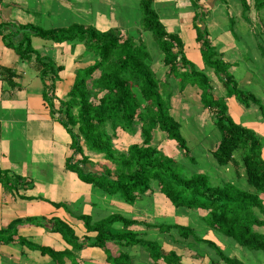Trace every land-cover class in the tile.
Here are the masks:
<instances>
[{
    "label": "trees",
    "instance_id": "1",
    "mask_svg": "<svg viewBox=\"0 0 264 264\" xmlns=\"http://www.w3.org/2000/svg\"><path fill=\"white\" fill-rule=\"evenodd\" d=\"M154 1L139 2L142 14L139 19L140 34L149 32L152 35L162 56L161 61L167 68L162 79L152 68L155 58L148 45L123 34L117 27L101 30L93 25L72 23L67 27L44 28L33 23L8 20L0 22V35L4 44L13 48L21 59L35 64L42 82V97L50 115L60 122L71 139L70 148L73 153L66 158V168L76 172L80 180L128 204H133L139 195L145 194L151 182L156 180L160 191L175 207L206 209L208 213L204 221L209 226L232 237L241 246L264 250V234L252 229L255 224L264 225V219H260L254 212V209H258L264 215L260 197V193H264L261 141L254 131L235 122L229 115L225 98L214 94L206 68L212 69L222 82L227 96H234L246 107L250 103L256 104L263 119L264 104L254 93L241 89L229 72L230 63L223 60L211 42L210 32L205 25L209 12L204 11L200 0L189 2L196 10L193 22L195 40L199 44L204 66L201 69L188 58L179 34L166 29L153 6ZM240 2L243 13L252 9L257 19H260V13L264 15V0ZM33 36L55 43H72V40L77 39L91 54L92 63L76 70L67 93L57 98L58 105L55 103V82L63 66L41 55L32 45ZM259 47L264 54V46ZM0 73H7L8 82L16 86L10 70L0 66ZM188 84L198 87L201 104L212 112L213 122L221 133L212 152L213 157L219 165L224 166L234 162V152L240 150L245 180L250 190L233 182L213 184L207 174L188 171L181 159L167 155L160 144H154L153 130L159 128L165 133L166 139L176 142L185 158L189 157L190 151L181 133L180 123L170 113L174 87L178 86L179 91H183ZM136 125H139L141 141L129 144L125 151H119L114 146V138L120 131L135 133ZM85 150L101 155V159L110 165L101 164V170L96 171L87 169L89 164H93ZM76 154L81 155V158L75 160ZM0 183L15 192L29 186L21 175L9 174V171L3 169H0ZM76 218L83 222L88 232H95V235H85L80 240L73 227L59 217L29 216L15 218L0 229V242H12L13 236L17 234V225L28 222L60 233L64 241L76 250L87 246L102 248L108 264H130L131 261L126 252L120 251L113 255L106 247L109 241L123 246L141 245L154 261L180 264L181 257L174 251H164L157 241L139 237L130 228L138 223L135 219L117 212L96 221L84 213L76 215ZM117 222L122 224V228L114 227ZM158 227L176 228L182 237L195 238L189 226L166 224ZM17 240L21 245L49 255L59 264H63L65 258H73L71 250L67 248L55 250L23 236H18ZM200 241L212 247L225 264H243L225 255L214 242L206 239Z\"/></svg>",
    "mask_w": 264,
    "mask_h": 264
},
{
    "label": "crops",
    "instance_id": "2",
    "mask_svg": "<svg viewBox=\"0 0 264 264\" xmlns=\"http://www.w3.org/2000/svg\"><path fill=\"white\" fill-rule=\"evenodd\" d=\"M11 1L4 0V3H11ZM222 1L224 5L221 4ZM226 1L200 0L204 11L209 12L207 18L211 17L213 9L220 10L223 13H220L216 20L214 18V20L206 19L205 21V25L210 32L211 42L221 53L223 60L230 63L229 72L233 75L238 86L243 90L254 93L260 100L263 98L264 101V84L257 80L256 68L253 73L254 77L251 76L249 71V67L259 64L261 65L260 69L264 72V63L261 64L258 61L261 60V57L264 58V54L260 53L259 47L264 46L260 44V40L264 41L262 39L264 38V24H251V19L247 15L248 11L243 13L240 0ZM80 2H77V4L82 10L79 14V20L82 24L93 25L101 30L117 27L124 32L122 29H129L128 26H125L127 23L135 24L137 21L134 22L115 12V6L123 5L125 0L124 2L123 0H88L89 11L87 12ZM107 3L109 4L107 5ZM73 4L74 0L71 3H66L70 12ZM153 6L158 11L166 29L179 34L188 58L192 62H196L200 69L203 68L198 49L199 44L195 40L196 31L193 16L196 10L191 6L189 0H155ZM222 6L230 8L232 17H230L228 10L226 12L221 11ZM13 13H16V8L8 6L2 8L0 5V22L8 21ZM162 14H164V17ZM245 14L247 17H245ZM234 15H236L237 20L231 23ZM218 19H221V21H218ZM241 19L245 20L246 24ZM227 23H231L240 35V38L236 41L235 38L231 37L232 27H227ZM212 24L216 25L213 29ZM53 27L58 26H50L49 28ZM244 28L253 30V36L250 37L251 33H241L240 30ZM131 30L139 31L140 29ZM34 37H32V43H34ZM241 42L245 44H241ZM37 48L40 49L41 55L46 57L50 55L56 65L63 66V69L59 71V79L55 82V103L58 105L57 98H62L67 93L73 83L76 70L92 63L91 54L86 51L84 44L81 42H53L49 47L41 44ZM243 49L253 51L254 58L258 60H255L253 64L249 62L248 53H241ZM156 55H158V58H156L157 66L165 67L161 61V54L158 52ZM243 55L248 56L247 59H244ZM237 60H239V66H237ZM0 66L12 72V81L16 85L12 86L8 82L7 73H0V169L9 171V174L21 175L29 183L26 189H20L18 192L7 189L0 183V229L5 228L11 220L19 217H59L68 222L79 239L82 240L85 235L93 237L95 232H88L83 222L76 218V215L81 211L79 208L90 211L85 214L91 215L92 219L96 221L101 218L96 219L93 213H97L96 209L103 206L105 209H109L111 213L117 212L137 220L138 223L131 225L130 228L145 240L157 241L164 251H174L181 257L180 264H225L219 259L217 253L210 251L208 247H205L202 251L198 249L200 244L195 241L197 233L194 230L195 228L188 224L192 223L198 233H203L204 236L201 239L213 241L207 235L218 236L216 228L209 226L204 221L208 210L175 207L160 191L158 185L150 187L151 190L139 195L133 204H128L117 196L107 195L91 184L83 182L76 172L67 169L65 165L66 158L73 153L70 148L71 139L60 122L51 117L46 101L42 97V82L41 86L34 87L33 79L28 76L29 69L34 70L38 75L37 68L33 62L23 61L13 48L6 46L1 35ZM152 68L156 72L155 64H152ZM211 71L212 69H210ZM213 76L218 80L214 73ZM213 88L216 96H221L222 93L226 92L222 82L217 83L218 90L215 89V86ZM219 90H221L220 94H217ZM197 91L199 95L198 88ZM231 98L236 100L234 96H226L225 101L228 113L235 122L241 116H243V119L256 117L258 121L264 122L256 104V107L253 108L254 113L252 112L250 115L249 106L244 107V105L232 101ZM204 110L208 112L207 108H204ZM253 123L254 119L250 125L253 126ZM129 134L120 131L117 138H127L129 140L131 137L132 141L129 140L128 144L139 142V129L136 130L133 137ZM154 136L155 130L153 131ZM261 151L264 158V144ZM85 153L88 154L93 164L92 166L89 164L87 169L96 171L100 170L99 163L109 164L108 161L101 159L98 156L99 154L87 150H85ZM74 158L78 160L81 155L76 154ZM239 174L235 175L237 182L241 180H238ZM243 188L251 189L246 185ZM260 197L264 199V194H260ZM54 203H61L62 205L57 206ZM255 214L260 219H264V215L259 212L256 211ZM163 219L165 220L163 221ZM166 224L189 226L195 233V238L192 236L182 237L176 228L158 227ZM115 228H122V224L120 222L115 223ZM16 232L17 234L13 236L14 240L12 242H0V264H59L49 255H43L38 250H32L25 245H21L17 240L18 236L26 237L32 242L36 241L35 243L38 241V244L50 246L55 250L70 249L73 258H65L63 264H108L106 253L102 248L87 246L76 250L64 241L60 233L51 231L46 227L24 222L17 225ZM106 247L113 255L118 254L120 251L128 253L131 259L130 264H167L162 260L154 261L148 251L141 245L123 246L109 241ZM198 252H202V254L199 255Z\"/></svg>",
    "mask_w": 264,
    "mask_h": 264
},
{
    "label": "rangeland",
    "instance_id": "3",
    "mask_svg": "<svg viewBox=\"0 0 264 264\" xmlns=\"http://www.w3.org/2000/svg\"><path fill=\"white\" fill-rule=\"evenodd\" d=\"M21 1H23V2H20L19 0H12L11 3L6 4V3H4V0H0V3H1L0 5L2 8H4L5 6H8L10 8L11 7L16 8V13H13L9 17V20H11L12 22H15V23L16 22L17 23L31 22V23L39 24V26H41V27L44 26V28H49L50 26L67 27L72 23H81L82 24V22H80L81 20H79V14H80V11H82V10L80 9L79 4H77V2H80V0H74V4L71 7V12H70L69 7L66 5V3L67 2L71 3V2H73V0H62V1L61 0H21ZM57 1H59V2H57ZM227 1L231 2V0H227ZM249 1L252 2V0H249ZM123 2H124V0H123ZM139 2H140V0H125L123 5L115 6L116 7L115 12L119 13L121 16H123L125 18H129L130 20H132L134 22L137 20L135 24L127 23L125 26H128L129 29H122V30H124V32H122V33L127 34V35L135 38L136 41H138V42H140V40H142L145 42L146 45H148L150 53L153 54V57L155 58V60L153 61V64H155L157 75H158V77H160L162 79L165 76V71L167 70V68L163 67V66H157V64H156V58H158V55H156V54L159 52V50L157 49V46L155 45V42L152 38V35L149 32L144 33V34H140L141 30L140 31L131 30V29H135V28L141 29L140 28L141 26L139 24L140 23L139 19L141 18L142 14H141ZM80 3L82 4V6L86 12L89 11V6L87 4L88 0H82V2H80ZM109 3H107V5ZM221 4H223V1L221 2ZM106 10L108 11V8ZM226 10H228L230 17H232L231 13H230V8H227V6L224 8V6H222L221 11L226 12ZM168 11H166V13H168ZM3 13H4V11H3ZM220 13H222V12H220V10L213 9L211 17L207 18V20H211V19L214 20V18L216 20L218 18V15H220ZM164 14H162L163 17H164ZM247 15H249V18L251 19L250 20L251 24H255V23H259V22L261 24H264V15L262 13H260V15H259L260 19H257V16H255L254 10L252 11V9L248 10ZM14 17H16V18H14ZM236 20H237V17H236V15H234V17L231 19V23L233 21L236 22ZM241 20H243V19H241ZM33 21H36V22H33ZM218 21H221V19H218ZM244 21L245 20H243V23L246 24V22H244ZM231 23H229V24L227 23V27H229V28L232 27L231 32H230L231 37L235 38V41H236L237 39L240 38V35L235 31L234 26H232ZM215 27H216V25L212 24V29ZM257 28H259V27L257 26ZM240 31H241V33H244V34H246V32H247V34L251 33L250 37L253 36V30H250V29L247 30L246 28H244V29H241ZM214 32H215V29H214ZM262 39H264V38H262ZM33 40H34V43H32V45L38 51H40V49H38L37 47H40L41 44H44L47 47H49V45L51 43H53L50 40H44V39L39 38V37H34ZM66 42H64V43H66ZM72 42L80 43L79 40H77V39L72 40ZM241 44H245V43L241 42ZM260 44L264 45V41L260 40ZM237 48L239 49L238 44H237ZM242 52L248 53V56L250 57L249 62H251L252 64L254 63L255 60H258L257 58H254L253 51L251 52L250 50L243 49V50H241V53ZM260 53H261V50H260ZM248 56L243 55V58L247 59ZM48 58H50L51 60L54 61V59L52 57H50V55L48 56ZM260 59L261 60H258V61L261 62V64H263L264 58L261 57ZM22 60L26 61L24 59H22ZM237 62H238L237 66H239V64H240L239 60H237ZM196 64L197 63L195 62V65ZM196 66L198 69H200V67H198V65H196ZM260 67H261V65H259V64L254 65L253 67H249V71L251 72V76L254 77L253 73H254V69L256 68L257 80L264 84V81H263V73L264 72L260 69ZM206 73L208 76H210L211 84L213 86H215L216 90H218L217 83H220V82L214 78L212 71L210 72V69L206 68ZM28 76L33 79V86L34 87L41 86L40 78L34 70L29 69L28 70ZM170 82H171V79H170ZM197 88H198L197 86H192L191 84H188V85H186V87L184 88L183 91H179L178 86H175L173 89L174 92H173L172 97H171L170 113L180 123V126H181L180 130H181L183 137L187 141V146H188L189 151H190L189 157L191 156V159L189 157H186V158L184 157L183 152L178 150V147H177V144L175 141L164 139L165 133L162 130H160L159 128L154 129L155 130V136H154V141H153L154 144H160L159 146L162 148V151L165 152L167 155L174 156L178 159H181L182 160L181 162L185 164L188 171H190V172H202V173L207 174L210 178V181L213 184H222L224 182H233L234 184H236L242 188L245 185L250 187V185H248V183L245 180V172H244V168H243V165L241 162V156H240L241 151L240 150H236L234 152V160L235 161L231 162L227 165H224V166L219 165L216 162L215 158L213 157L212 152L220 140L221 133H220L218 127L216 126V124L213 122V114H211L212 112L210 110H208V112H205L206 110H204V107L201 104L200 97L197 93L198 92ZM220 91L221 90L217 91V94H220ZM217 96H220V95H217ZM226 96H227L226 92L221 94V97L225 98ZM231 99H232V101H235V103H240V102H237L238 101L237 99L236 100L233 98H231ZM261 100H262V103L264 104L263 98H261ZM248 106H249V110H251V112H250V115H251L252 112L254 113L253 108L256 107L257 105L255 106V104H250ZM244 107H246V106H244ZM261 117H262V115H261ZM252 118L254 119L253 126L250 125L252 123V120H253ZM252 118L243 119V116H241L239 119L237 118V122L239 124L249 128V129H251L252 131H254L258 135V137L260 138L261 145L263 146V144H264V137H263L264 136V122L258 121V119L256 117H252ZM262 119H263V117H262ZM263 121H264V119H263ZM138 129H139V125H136V130H138ZM134 134L135 133H133V134L131 133L129 135L133 137ZM139 139H140L139 141H141L140 135H139ZM129 140L132 141V138L130 137ZM129 140L127 138L118 139L117 137H115L113 140L114 146L119 151H125L127 149L128 145L130 144V143L128 144ZM261 155H262V153H261ZM98 156L101 157V155H98ZM99 166H100L99 168L101 170V163H99ZM239 173H241L243 175H241ZM237 174H239L238 180L241 179L239 182H237L235 180V177H236L235 175H237ZM240 175H241V178H240ZM243 176H244V178H243ZM152 183H153V185H150V187H152V186L155 187L156 185H158V182L156 180L152 181L151 184ZM149 190H151V188H149L148 191ZM260 194H264V193H260ZM262 201H263V205H264V199L263 198H262ZM64 204L68 209H70V207L67 206L66 203H64ZM79 209L81 210L79 212V214H81V213L85 214V213L90 212V211L89 212L85 211L83 208H79ZM96 210L98 212L93 213V216L96 219L97 218L102 219L111 213V211L109 209H105V207H103V206L99 207V209H96ZM256 211L259 212L261 215H263L258 209H254L255 213H256ZM165 219L167 220V218H165ZM165 219H163V221ZM160 222H162V221H160ZM179 223H180V221H179ZM188 224L191 225V227L195 228L194 230L197 233V236H196L197 243L200 244L198 249L200 251H202V249H204L205 247H208L210 249V251L212 250V251H214V253H216V251L212 247H210L207 244L200 241L201 238L204 236L203 233H198L195 225H193L192 223L191 224L188 223ZM255 225L252 226V229L255 232H259V233L264 234V226L263 225H256L255 226ZM114 227H115V224H114ZM216 231H217L216 234L218 237L209 236V235H207V236H208V238H211L213 240L212 242H214L217 246H219L221 248V250L223 251V253L225 255H227L231 258L237 259L240 262H242L243 264H264V250H253V249L247 248L245 246H241L232 237L227 236L226 234H223L222 232L218 231L217 229H216ZM201 243L204 245H202ZM37 244H38V241H37ZM198 254L200 255V254H202V252H198ZM219 259H220V257H219Z\"/></svg>",
    "mask_w": 264,
    "mask_h": 264
}]
</instances>
